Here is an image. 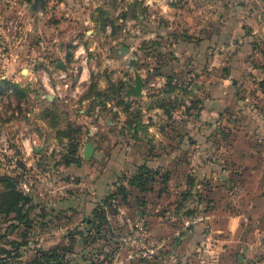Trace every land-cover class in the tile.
<instances>
[{
	"label": "rangeland",
	"instance_id": "374dc122",
	"mask_svg": "<svg viewBox=\"0 0 264 264\" xmlns=\"http://www.w3.org/2000/svg\"><path fill=\"white\" fill-rule=\"evenodd\" d=\"M74 1L81 8L92 9L88 4H98L90 11L82 13L79 10L77 13L79 19L82 18V14L89 17L94 28L92 33L100 37L96 41L95 49L90 52L86 49L93 56L91 62L93 69L90 72L89 81L84 86L76 84V75L80 72V66L78 62L70 59L67 55H64L62 60L66 67L65 71L56 64L55 60L40 63L32 57L31 60L28 59L27 63H18L14 75H7L5 78L0 76V82L16 84L20 91L19 96L13 90H8L5 93L0 92V175L5 174L13 177L17 181V187L31 199L28 228L14 220L13 215L6 217L0 214V248L11 252L3 264H37V262L40 264L214 263L215 258L209 253L205 254L204 251H201V256L197 258L193 252L192 244L187 250L185 260L180 255L184 250L181 245L184 230L186 229L191 235H200L202 241H205L204 234L207 235L210 232V224L203 221L204 218H199L204 216L203 213L215 208V205L211 206L208 203L210 201L207 202V198H204L202 204L196 209L195 215H193V211H190L191 214L186 217L180 215L186 211L184 206V209L177 212V208L175 209L176 206L174 207L173 204L178 202L181 197L179 196L180 181H186L182 173L172 175L168 183V190L164 193L167 196L163 201L157 202L158 205L154 202V197L157 191L162 188L159 183L155 184V191L152 192L154 206L148 202L145 206L140 205L134 197L136 191L132 190L131 192L130 189L126 202L118 200L117 203L112 204V199H110L111 201L107 200L102 204L106 196L94 202L93 207H100L108 221L107 224L100 227L99 232L93 229L89 233L87 230L90 226L85 223V219L91 217L93 207L88 210L83 209L80 211L82 215L78 216H76L78 211L73 209V218L67 217L63 209L52 208L50 200L65 197L66 189L86 190L85 175L80 177L71 173L70 176H65L66 170H64L67 166L65 164H68L71 159L77 160L74 156L79 155V152L84 149L83 136L81 137L80 132L92 129L98 137L103 138L101 142L96 143V148L101 150L103 147L105 155L109 156L104 159L108 162L106 166L101 162L102 167L111 168L108 169L109 171H112V167L118 162V158L114 155L111 157L109 151L112 152L114 149L118 152L128 151L131 137L126 131V122L130 112L137 111L136 108L139 109L142 105L139 103L140 100L135 98L136 96L126 95L128 89L126 83L133 82L134 74L137 73L146 78L155 71V68L162 71V65H165L163 71L167 69H173L176 73L181 71L180 77L173 79L176 93L181 87V81L193 80V77L187 74L189 72L185 73L189 71L190 67L187 66L183 57L180 59L176 56L177 52L174 51L175 47L173 46V42H176L179 37L191 39L194 35L192 30V23L195 20L193 18V0ZM207 1L204 0V2ZM251 1L250 4L256 2V0ZM252 8L256 9L254 6ZM53 18L54 16L50 17L51 20ZM57 21L55 20V22ZM102 23H105L104 28H102ZM18 30H7L8 36L4 37L6 38L5 44L4 48L0 50V55L18 50L21 44V40L16 39L19 34ZM251 30L252 28H249V32ZM78 33L80 39H82L81 35L86 36L82 28ZM103 35L109 39V42L101 39ZM26 41L28 49L38 44L33 34ZM119 45L126 47L120 56L118 55ZM1 64L0 62V69ZM87 64L90 65V62ZM218 66L222 68L220 62ZM38 68L47 69L54 77L66 72L65 78L52 80L53 83H63L64 80L68 83V88L61 90L62 94L74 89L75 86L78 90L70 97L68 96L66 101L54 96L50 90L42 86L41 79L36 73ZM26 70H30L31 73ZM238 82L240 83L239 79ZM151 84L144 83L143 88L147 89V94L152 90L163 88L162 76L155 77ZM182 84L184 85V83ZM88 85L92 86L89 90ZM246 86L248 87L242 88V84H240L238 92L242 94L239 95L243 99L240 98L241 102L237 106L231 109L224 108L218 113L217 134L219 141L216 150L222 154L215 159H217L219 167L221 165H231L235 169L242 167L241 159L234 162L231 161L230 156L227 157L225 154L226 152L229 154L234 145L237 146V149L241 148L243 143L248 146L247 151L252 150L254 164L262 168L261 173L233 175L236 186L233 188L234 190H230L233 199L229 200L227 204L231 205L229 210L235 213H241L245 209L252 192L261 193L264 196V95L259 98L255 96L252 90L253 83L248 82ZM85 92H88V98L82 99L86 100V105L83 113H80V97ZM175 94L174 98H170L174 107L178 105V96ZM141 114L143 117V112ZM81 115H86V119ZM154 116L157 117H149V121L153 122L154 139L151 142L155 148L152 149L153 151L161 149L162 142L155 141L161 135H173L178 131L185 130L191 131L187 124L181 126L178 123L177 112L173 116L174 121L171 118L162 117L161 114H154ZM168 120L172 122L169 123ZM76 125L83 128L76 130ZM238 135H245L249 139L246 142L240 140L236 142ZM130 160L134 159L129 158L128 163ZM81 165V162H77L78 167ZM130 170L132 169L123 168V170L113 172L111 177L109 176L108 184L113 185L112 191L122 182L123 178L130 175ZM197 179L199 180L197 183H200L198 189H201L204 194L213 179L202 176V174L197 176ZM240 183H247L248 188L242 190ZM72 185L74 186L72 187ZM258 185H261L260 191L254 190ZM80 193L85 195L83 191ZM215 197L218 210H224L225 191L217 189ZM219 198H222V201H219ZM170 199L174 200L168 206L166 203ZM188 204L191 205H187L188 208L193 210L195 204H191V202ZM262 208L260 211H263V215L261 213L260 217H264V204ZM141 211H143L142 214H140ZM139 220L146 221L153 236L166 238V235H169L168 249H160L152 261L134 260L119 263L123 249L118 248L116 241L126 235ZM217 223L222 227L221 222ZM164 230L167 231L165 234H163ZM251 232H259L264 241V219L252 222L244 233ZM218 250L220 251V248ZM47 255H50L48 260L44 258ZM1 257H5V254H2Z\"/></svg>",
	"mask_w": 264,
	"mask_h": 264
},
{
	"label": "crops",
	"instance_id": "0c3cea01",
	"mask_svg": "<svg viewBox=\"0 0 264 264\" xmlns=\"http://www.w3.org/2000/svg\"><path fill=\"white\" fill-rule=\"evenodd\" d=\"M22 1L24 0H11L7 4H0V50L4 48L6 39L4 37H7V32L10 31V26L8 28L10 21H17L19 34L16 39L21 40L17 51L0 55L1 78L14 75L17 64L27 63L28 59L31 60L32 57L40 63L55 60L59 66V62L63 63V56L67 55L70 59L78 62L80 72L76 75V84L84 86L89 81L90 72L93 69L91 65L93 56L88 52L96 48V41L100 37L92 33L94 28L89 17L82 14V18L79 19L77 13L79 10L82 13L90 11L98 4H88L92 8L90 9L81 8L74 0H44L43 4H38L36 8H33L32 0H26L27 7H23ZM193 1V18L195 20L192 23V30L194 35L187 40L186 37L181 36L176 42H173L174 51L177 52L176 56L180 59L183 57L187 66L190 67L189 71L185 73L189 72L190 74H187L193 77V81L187 87V94H180L183 95L184 104H181L175 111L179 118L178 123L181 126L187 124L191 131H178L173 135L158 136L159 138L155 141H161L162 148L149 153L147 150L149 146L145 138L154 139L153 122L149 121V117L156 118L157 116L154 114H161L162 117L169 118L164 109L153 101V96L147 94V89L143 88L141 96L135 98L139 99V103L142 104L139 109L143 112L142 123L147 126V130L144 133L137 131L136 137L130 138L128 151L118 152L115 149L112 152L109 151L111 157L114 155L118 158L117 165L112 167V171L108 170L111 168L101 166V162L104 166L108 164L104 161L105 158L109 157L105 155L104 148L102 147L101 150L96 148V143L101 142L103 138L98 137L92 129L86 130L82 137L83 147L86 143H91L93 146L92 155L85 158L83 149L79 152L81 167L71 164L64 168L66 170L65 176H70L71 173L80 177L85 175V179L88 180L87 182L83 179L87 185L86 190L74 191L71 189V191L66 189L65 197L56 200L51 199L50 202L55 210L63 209L67 217H74L73 209L78 211L76 214L78 216L81 214L80 211L92 208L94 202L111 193L113 185L108 184V181L113 172L124 168L126 170L132 169L130 170L132 173L143 162L152 168L159 166L163 170L166 169L170 172L171 177L174 173H182L184 177L187 173H193L197 176L202 174V176L213 179L209 188L202 195L210 201V205H215V208L203 213L204 216L199 218H204L203 221L210 224V232L207 235L204 234L205 241H202L200 235H191L185 229L181 237L183 240L181 245H183L184 250L180 255L185 260L187 250L192 244L195 256L197 255L199 258L201 251H204L205 254L209 253L215 258L212 264H258L259 257L257 256L264 252V241L259 232L249 234L244 232L252 222L263 221L264 217H260L261 213L263 215V211L260 210L263 209L264 196L261 193L252 192L245 209L241 213L231 212L229 210L231 205L228 206L227 203L233 199L230 190H234L233 188L236 186L233 175L236 172L243 175L261 173L262 168L254 164L253 155H251L252 150L247 151L248 146L243 145V143L241 148L237 149V146L234 145L229 154L228 152L225 154L227 157L230 156L231 161L234 162L241 159L243 165L239 169H235L231 165L219 167L215 158L222 154L216 150L219 141L216 133L219 110L234 108L241 102L243 98L240 96L242 94L238 92L240 84H242V88H247L248 82L253 83L252 90L255 96L259 98L264 95L258 84L260 80L264 79V0H256L253 4H250L251 0ZM252 5L256 9L252 8ZM52 16H54L52 19L54 21L50 19ZM55 20L58 21L55 22ZM80 28L86 34V36L81 35L82 39L78 33ZM249 28H252L251 32H249ZM32 34L35 35L38 44L28 49L26 40ZM101 39L109 42V39H106L104 35ZM118 55L120 56V50ZM88 62L90 65L87 64ZM219 62L222 68L218 66ZM65 70L66 67L63 71ZM26 71L30 72V70ZM153 81L149 83L151 84ZM162 81H164L163 77ZM54 96L53 98H55ZM196 99H199L201 103L193 106L191 101ZM85 101L81 100L80 102V113L84 111ZM175 113L173 112V116ZM81 117L86 119L87 116L81 115ZM174 120L172 119V121ZM172 121L168 120L169 123ZM83 122L85 121L83 120ZM91 128L94 127L91 126ZM155 136L157 138V132ZM248 139L249 137L245 135H238L236 142L238 140L246 142ZM129 158L134 160H130L128 163ZM180 182L179 190H182L185 188V181ZM157 188L159 189L158 186ZM240 188L242 190L247 189V183H240ZM260 188L261 185H258L254 190L260 191ZM56 189L59 190L60 188ZM217 189L222 192L225 191L224 210H218L216 207L215 191ZM82 191L85 192V195L80 193ZM153 191L155 189L145 194V200L154 206ZM165 191L160 193L159 190L157 191L154 197L155 203L163 201L164 197L166 198ZM200 191L202 192L201 189ZM246 196L248 197V195ZM170 200L166 205H171L174 199ZM219 201H222V198H219ZM217 222H221L222 227ZM166 232L164 230L163 234ZM166 238L168 239L169 235H166ZM168 242H170L169 239ZM166 245L164 250L165 248L168 249V243ZM249 247L255 249V256L250 254L251 252H247L251 249ZM241 250L246 251L248 257L245 258L238 254Z\"/></svg>",
	"mask_w": 264,
	"mask_h": 264
},
{
	"label": "trees",
	"instance_id": "16d2710c",
	"mask_svg": "<svg viewBox=\"0 0 264 264\" xmlns=\"http://www.w3.org/2000/svg\"><path fill=\"white\" fill-rule=\"evenodd\" d=\"M104 25L105 23H102V28H104ZM185 39L187 40V37ZM164 68L165 65H162V71L159 68H155V71L153 73H150L149 76H147L144 79V82L149 83L153 81L154 78L157 76H162L164 78L163 88H161V90L158 89L154 91L152 90L150 91L149 95L153 96V101L157 103L159 107H162L164 109V112L168 116V118L173 119V112H175L181 104L182 105L184 104L182 99L183 95L181 96L180 94L182 93L187 94V90H188L187 87L191 84L193 80L184 81V82L181 81L180 82L181 87L179 88V91L176 93L174 90L175 85L173 83V79L177 77L179 78L181 71H177V73L173 69H169V70L167 69L166 71H163ZM182 83H184V85ZM258 84L260 89L264 93V79L260 80ZM88 87L89 90L91 89L92 86L88 85ZM8 90H13V92H16L18 96L20 95V91L16 84H9L8 82L1 81L0 92L5 93ZM174 94L175 96H178L177 98L178 105L175 107L174 104H172V101H170V98H174ZM87 95L88 92H85L80 97V99L82 100L84 98H88ZM198 103H201L199 99L191 101V104H193V106H197ZM172 107H174V109H172ZM136 110L137 111L135 112H130L129 119H127L126 122L127 123L126 131L130 134V137L132 138L136 137L137 131H141L142 133H144L147 130L146 129L147 126L144 123H142V114L141 111H138L140 109L136 108ZM45 118L46 117H44V120H46ZM51 125H54V123H51ZM82 128H83L82 126L76 125V130L77 129L81 130ZM84 133H85L84 131L82 133L80 132L81 137L83 136ZM216 133H218V127H216ZM145 139L149 146L147 150H149L148 152L150 153L155 149L153 145H151L153 138L146 137ZM79 156L80 155H75L74 158H76L77 160L71 159L69 160L68 164L65 165L67 166L71 164L77 165V162H81V157ZM237 173L238 172H236L235 174ZM170 177L171 174L166 169L163 170L159 166L156 168H152L149 167L146 162H143L140 165H138V167L134 172L130 173L129 176L123 178L122 182L119 185H117L114 191H111V193L106 195L102 204L106 203L107 200L111 201L110 199H112V204L117 203L118 200L121 202H126L130 193L129 191L130 189L131 192L132 190L136 191V195H134L135 200H138L140 205L145 206L146 205L145 194L152 191L154 189L155 184L157 183L161 184L162 187L161 189H159V191H165L167 189V184L168 181L170 180ZM185 179H186L185 188L179 192V196L181 197L178 200V202H176L173 205L174 207L176 206L175 209L177 208V212H179L181 209H184L185 207L186 211L180 213V215L186 217V215L191 214L190 211H193L192 212L193 215L197 213L196 209H198V206L202 204V200H204L205 197H203L202 192L198 189L200 183H197L199 180L197 179V176L195 174L187 173L185 175ZM30 202H31L30 197L24 194L23 191L17 187V181L14 180L13 177L5 174L0 175V214H3L6 217H10L11 215H13L12 218L14 220H17L20 224H24L26 228H28L30 223L28 217ZM188 202H191V204H195L193 210H190L188 208V206H191L188 204ZM142 212L143 211H141L140 214H142ZM106 218H107L106 214L102 212L100 207H93L91 210V217L85 219V223H88L90 226L87 231L90 233L93 229H95L97 230V232H99L100 227L103 226V224H107L108 221L106 220ZM116 242L118 244V248L120 249L121 248L120 242L119 241ZM249 248L251 249L250 251L247 252H251L250 254L255 256L256 255L255 249L253 247H249ZM10 253L11 252L9 250L0 248V264H3L4 260L10 256ZM263 253L262 254L260 253L257 257H259L260 259L263 256ZM2 254H5V257H1ZM238 254L243 255V257L245 258L247 256L246 251L244 252V250H241ZM48 256L50 255H47V257L45 256L44 258L48 260ZM37 264L40 263L37 262Z\"/></svg>",
	"mask_w": 264,
	"mask_h": 264
},
{
	"label": "built area",
	"instance_id": "2783aa9c",
	"mask_svg": "<svg viewBox=\"0 0 264 264\" xmlns=\"http://www.w3.org/2000/svg\"><path fill=\"white\" fill-rule=\"evenodd\" d=\"M11 0H0V4H7ZM23 7H27V1H22ZM10 26V28H9ZM9 30L19 29L17 21H10L8 23ZM36 73L41 79L42 86L50 90L54 95L59 98H63L65 101L77 91V87L72 90L67 91L65 94L61 93V90L68 88V83L64 80L63 83L55 82L53 79L65 78V73H60L56 77L52 76L47 69L38 68ZM121 248L123 249L122 257L119 259V263L124 261H134V260H145L152 261L154 257L158 254L160 249H163L168 239L164 237H155L151 234L149 226L146 224L145 220H139L134 227L126 234L119 238ZM258 264H264V254L258 260Z\"/></svg>",
	"mask_w": 264,
	"mask_h": 264
},
{
	"label": "water",
	"instance_id": "95a60500",
	"mask_svg": "<svg viewBox=\"0 0 264 264\" xmlns=\"http://www.w3.org/2000/svg\"><path fill=\"white\" fill-rule=\"evenodd\" d=\"M33 1V8H36L38 4H43L44 0H32ZM126 50L125 46L120 47V55L123 54V52ZM59 67L61 69H65V66L62 62H59ZM144 79L139 74H134L133 82L132 83H126L128 89L126 91L127 96H141L142 89L144 86ZM49 97H51L49 95ZM93 152V146L91 143H86L84 146V152L83 156L85 158L90 157Z\"/></svg>",
	"mask_w": 264,
	"mask_h": 264
}]
</instances>
